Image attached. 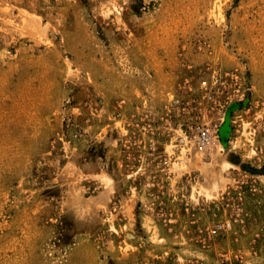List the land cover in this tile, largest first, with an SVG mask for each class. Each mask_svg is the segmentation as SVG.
<instances>
[{"label": "rangeland", "instance_id": "obj_1", "mask_svg": "<svg viewBox=\"0 0 264 264\" xmlns=\"http://www.w3.org/2000/svg\"><path fill=\"white\" fill-rule=\"evenodd\" d=\"M0 264H264V0H0Z\"/></svg>", "mask_w": 264, "mask_h": 264}, {"label": "built area", "instance_id": "obj_2", "mask_svg": "<svg viewBox=\"0 0 264 264\" xmlns=\"http://www.w3.org/2000/svg\"><path fill=\"white\" fill-rule=\"evenodd\" d=\"M201 87L205 89L207 97L212 99L215 95L223 94L225 98L231 99L234 95H242L240 99L249 97L252 94L251 77L248 71H223L217 70L211 76L201 80ZM216 129L207 123H195L187 134L178 137L179 143H185L187 140L193 143L201 150L210 152L214 149L217 141ZM230 225L229 221L217 223L212 228V233H219L226 230Z\"/></svg>", "mask_w": 264, "mask_h": 264}]
</instances>
